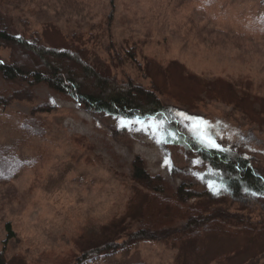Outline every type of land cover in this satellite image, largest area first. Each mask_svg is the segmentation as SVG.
Masks as SVG:
<instances>
[{
  "label": "rangeland",
  "instance_id": "obj_1",
  "mask_svg": "<svg viewBox=\"0 0 264 264\" xmlns=\"http://www.w3.org/2000/svg\"><path fill=\"white\" fill-rule=\"evenodd\" d=\"M77 1H15L9 9L0 8V28L27 39L30 27L57 45L65 42L62 35L77 32L87 44L77 39V45L87 47L88 59L115 74L119 68L109 63L104 49L112 12L114 41L122 49L137 47L136 64L125 68L131 78L145 87L156 84L162 102L199 145L241 153L264 173V0ZM90 26L95 27L91 34ZM0 55L9 58L7 50ZM115 76L119 80L122 74ZM7 89L0 81V91ZM44 104L51 111L33 115L43 121L44 137L26 140L17 127L13 136L16 117ZM161 126L156 120L90 115L45 87L33 89L30 102L1 110L0 144L17 153L11 180L0 185V252L13 264H75L125 213L135 157L173 188L183 178L199 183L203 167L182 146L164 142ZM7 224L15 238L8 239ZM190 241L140 242L82 264H185L188 257L214 264L231 251L232 258L222 264H240L254 253L239 237ZM194 245L200 254L195 255Z\"/></svg>",
  "mask_w": 264,
  "mask_h": 264
},
{
  "label": "trees",
  "instance_id": "obj_2",
  "mask_svg": "<svg viewBox=\"0 0 264 264\" xmlns=\"http://www.w3.org/2000/svg\"><path fill=\"white\" fill-rule=\"evenodd\" d=\"M15 1L26 0H0V8L9 9L8 4ZM111 16L112 12L106 18L104 49L109 63L122 74L119 80L115 76L119 73L101 70L88 59L87 47L77 45V39L85 43L77 32L61 34L65 42L61 40L57 45L48 40L46 33L30 27L27 39L0 28V50L9 53L7 59L0 55V81L8 87L7 93L0 91V111L15 102H30L32 90L45 87L93 116L103 115L126 122L156 120L162 124L164 142L182 146L203 167V174L199 183L183 178L180 185L173 188L160 175L149 174L144 160L135 157L130 164L133 186L125 213L116 220L118 222L110 224L112 232L103 231L104 241L87 247L75 264L140 242H170L175 246L210 235L244 238L254 253L240 264H260L264 261V173L249 157L226 148L203 147L184 133L175 110L162 102L158 86L151 83L145 87L125 71L129 62L136 64L137 47L126 50L117 45L109 31ZM21 23L28 24L26 20ZM88 29L91 34L95 27ZM97 36H92L90 42ZM50 108V104L39 105L31 108L27 116H17L11 126L13 136L17 134V127L27 135L26 140L44 137L43 121L33 115L47 114ZM16 153L14 147L0 144V185L11 180ZM174 173L182 177L179 171ZM5 227L8 239L15 238L10 225ZM123 233L125 237L119 242ZM192 248L196 250L195 255L200 254L201 250L197 251L195 245ZM234 253L225 252L214 264L229 261ZM185 262L198 264L190 257ZM0 264H13V260L0 252Z\"/></svg>",
  "mask_w": 264,
  "mask_h": 264
},
{
  "label": "snow or ice",
  "instance_id": "obj_3",
  "mask_svg": "<svg viewBox=\"0 0 264 264\" xmlns=\"http://www.w3.org/2000/svg\"><path fill=\"white\" fill-rule=\"evenodd\" d=\"M202 123V122H201ZM209 143H211V140L208 141Z\"/></svg>",
  "mask_w": 264,
  "mask_h": 264
}]
</instances>
